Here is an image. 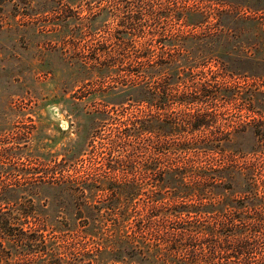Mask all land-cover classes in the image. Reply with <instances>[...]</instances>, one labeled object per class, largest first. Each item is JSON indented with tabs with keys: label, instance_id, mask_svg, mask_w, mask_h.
I'll return each mask as SVG.
<instances>
[{
	"label": "rangeland",
	"instance_id": "1",
	"mask_svg": "<svg viewBox=\"0 0 264 264\" xmlns=\"http://www.w3.org/2000/svg\"><path fill=\"white\" fill-rule=\"evenodd\" d=\"M0 198L63 264L264 222V0H0Z\"/></svg>",
	"mask_w": 264,
	"mask_h": 264
},
{
	"label": "trees",
	"instance_id": "2",
	"mask_svg": "<svg viewBox=\"0 0 264 264\" xmlns=\"http://www.w3.org/2000/svg\"><path fill=\"white\" fill-rule=\"evenodd\" d=\"M134 122L137 123L135 134H138L142 121L138 118ZM32 211L20 206L12 210L0 208V263H10L16 256L23 255L26 261L14 260V264H63L56 243L44 231V223L29 220L28 216H34ZM224 225L228 230L224 233L225 239H221L218 226ZM203 242L209 252L196 250L194 243ZM260 242L264 244V222L250 227L236 222L186 225L166 230L152 242L130 239L132 250L151 264H264V250L255 256L246 253ZM42 254L50 255L53 260L41 258Z\"/></svg>",
	"mask_w": 264,
	"mask_h": 264
}]
</instances>
